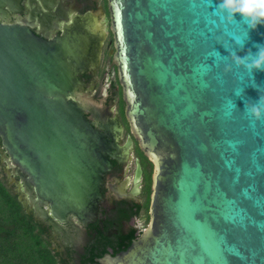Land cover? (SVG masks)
<instances>
[{"label":"water","instance_id":"95a60500","mask_svg":"<svg viewBox=\"0 0 264 264\" xmlns=\"http://www.w3.org/2000/svg\"><path fill=\"white\" fill-rule=\"evenodd\" d=\"M218 4L106 0L124 116L153 165L142 232L138 160L129 193L122 181L131 141L118 146L113 98L87 96L107 36L101 7L57 37L0 24L1 157L72 264H264V121L248 111L264 72L229 53L256 52L264 25L230 23Z\"/></svg>","mask_w":264,"mask_h":264},{"label":"flooded vegetation","instance_id":"af4514ba","mask_svg":"<svg viewBox=\"0 0 264 264\" xmlns=\"http://www.w3.org/2000/svg\"><path fill=\"white\" fill-rule=\"evenodd\" d=\"M7 3L0 4V24L14 25L29 28L39 37L51 35L57 37L61 35L63 25L71 23L72 15L84 16L99 6L104 14L106 22L107 36L102 44L100 59L97 71L95 73L96 84L93 91L87 95L88 98L97 95H109L113 98V104L109 111L112 112L111 118L117 113L121 127L122 139L118 146H123L127 137L132 145V151L129 152L128 159L122 170V181L128 178L125 186V193H129L133 188V178L136 170V160H138L141 170L140 180L134 185L140 189L139 194L134 198L139 199L137 218L142 221L139 232H142L147 226L149 220V202L151 194L153 165L139 150L138 144L130 133L129 126L124 116V103L121 96V88L117 77L116 68L111 65V54L113 50V41L108 25V13L106 0H6ZM111 65V67H110ZM0 172L5 178L7 186L11 189L26 214L30 215L37 223L42 236L46 239L49 247L53 251L59 264H72L66 255L59 240L39 215L35 214L30 205L26 193L20 189V183L17 178L11 174V169L6 165L0 153ZM73 224L84 229L80 223L72 220ZM63 224L60 226H67Z\"/></svg>","mask_w":264,"mask_h":264},{"label":"trees","instance_id":"16d2710c","mask_svg":"<svg viewBox=\"0 0 264 264\" xmlns=\"http://www.w3.org/2000/svg\"><path fill=\"white\" fill-rule=\"evenodd\" d=\"M0 264H59L5 178L0 179Z\"/></svg>","mask_w":264,"mask_h":264},{"label":"clouds","instance_id":"9594fccd","mask_svg":"<svg viewBox=\"0 0 264 264\" xmlns=\"http://www.w3.org/2000/svg\"><path fill=\"white\" fill-rule=\"evenodd\" d=\"M218 9L230 23H238L236 16L239 14L249 29L256 30L264 25V0H219ZM240 49L244 47V40H237ZM257 51L251 49L244 56L237 54L235 50L229 51L232 62L237 68L244 69L250 76L255 71L264 72V45H256ZM232 65L226 66L225 71L230 72ZM239 95V93H237ZM251 117L255 121H264V95L248 107ZM136 227L142 226V221L137 218Z\"/></svg>","mask_w":264,"mask_h":264},{"label":"rangeland","instance_id":"374dc122","mask_svg":"<svg viewBox=\"0 0 264 264\" xmlns=\"http://www.w3.org/2000/svg\"><path fill=\"white\" fill-rule=\"evenodd\" d=\"M4 177H3V175L1 174V172H0V179H3Z\"/></svg>","mask_w":264,"mask_h":264}]
</instances>
